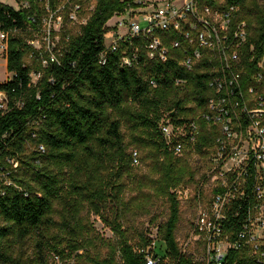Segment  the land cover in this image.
<instances>
[{
    "label": "trees",
    "instance_id": "1",
    "mask_svg": "<svg viewBox=\"0 0 264 264\" xmlns=\"http://www.w3.org/2000/svg\"><path fill=\"white\" fill-rule=\"evenodd\" d=\"M17 1L18 8L0 1V31L8 34L7 69L14 74L0 82V94L5 95L0 101V264H51L55 255L64 259L65 250L53 235L56 228L73 236L67 246L77 252V264H89L86 259L117 264L116 251L123 264H146L142 248H151L163 263L169 259L175 264H203L179 246L180 203L173 190L195 182L200 174L191 155L206 158L209 169L218 133L201 117L212 94L209 56L205 52L191 70L185 68L182 60L191 50L183 47L186 41L178 33L160 34L170 49L167 62L148 55L146 36L121 41L117 50H109L108 21L138 6L135 0H97L92 11L86 7L92 0H73L81 4L87 23L72 30L64 10V24L53 32L59 40L54 48L57 61H52L49 51L35 48L30 40L41 36L44 18L65 0ZM201 1L222 12L237 8L231 26L245 22L248 29L241 50L247 71L243 80L248 83L258 70L264 76V0ZM173 39H181L183 46L172 48ZM136 49L137 61L125 65L123 58L133 56ZM104 52L107 60L101 63ZM32 73L40 74L36 82ZM166 116L177 125L196 121L199 126L197 138L185 141L183 154H176L175 144L168 143L161 131ZM131 148L145 152L150 174H137ZM201 177V184H207L208 172ZM126 178L139 190L129 202ZM155 195L168 200V220L159 228V242L142 238L136 248L122 227L124 217L133 205L146 211ZM57 205L60 221L55 218ZM86 206L121 237L113 254L102 261L79 253L85 245L78 233L85 228L81 214ZM229 227L238 229L234 221Z\"/></svg>",
    "mask_w": 264,
    "mask_h": 264
},
{
    "label": "built area",
    "instance_id": "2",
    "mask_svg": "<svg viewBox=\"0 0 264 264\" xmlns=\"http://www.w3.org/2000/svg\"><path fill=\"white\" fill-rule=\"evenodd\" d=\"M96 1L92 0L94 5L87 11L94 9ZM135 4L138 6L114 15V23L109 22L112 18L108 21L105 41L109 50H117L121 41L146 36L148 55L167 62L170 49L160 34L178 33L186 45L183 46L181 39H173L172 48L183 46L191 50L182 60L185 68L191 70L205 52L213 63L209 79L212 94L207 111L201 115L218 132L209 156L207 181L212 191L204 203H201L202 197L197 198L198 214L189 241L194 239L201 246L203 264H264V76L258 70L248 83L243 80L247 71L241 50L247 41V25L238 22L235 27L231 26L235 6L222 12L201 0H135ZM64 10L69 12L70 23L78 26L76 31L87 23L88 16L81 15V4L65 0L44 18L41 36L30 40L35 48L44 47L49 51L52 61H57L54 48L59 40L53 32L62 28ZM57 20L60 26L55 28L52 23ZM7 41L8 34L0 31V50L5 60ZM138 54L136 49L133 56L123 58V63L132 66ZM106 60L104 52L100 62ZM262 66L261 61L258 67ZM39 78L40 74L32 73L34 82ZM178 83L184 81L178 80ZM4 99L5 95L0 94V101ZM198 130L196 121L177 125L169 116L161 124L165 139L175 144L178 155L183 154L185 141L197 138ZM133 162L139 163L136 150ZM230 221H234L237 230L230 229ZM140 251L146 255V264H163L151 248Z\"/></svg>",
    "mask_w": 264,
    "mask_h": 264
},
{
    "label": "rangeland",
    "instance_id": "3",
    "mask_svg": "<svg viewBox=\"0 0 264 264\" xmlns=\"http://www.w3.org/2000/svg\"><path fill=\"white\" fill-rule=\"evenodd\" d=\"M1 2L12 5L13 7L18 8L19 3L17 0H0ZM94 3L89 2L86 4V7L91 9ZM131 19V17H129ZM144 25V23H142ZM52 25L55 28L60 26L59 21H54ZM69 26L72 30L76 31L78 26L74 23H70ZM6 66V60L4 57V52L0 50V81H6L7 78L12 76V73L8 71ZM2 98V96H1ZM138 150L139 152V163L135 166L137 167V174H150V170L148 169V164L143 159L145 156V152L131 148V151ZM190 162L193 166L200 168V174L197 175L195 182L182 184L177 186L173 191L176 194V198L180 203V218L177 225L176 237L179 243V246L185 254L191 258H193L196 262H202V248L200 245L192 239H190V231L192 225L198 214L199 201L197 200V196L202 192L201 203L206 201L211 194L210 183L201 184L202 182V174L208 172V161L206 158H203L199 155H191ZM126 183L129 184V188L125 193V200L129 202L132 198L138 194V189L136 188L134 183H130L128 178L125 179ZM176 190H180L181 192H177ZM148 191V190H147ZM58 213L55 215L57 221H60V210L61 206L57 205ZM131 207L127 216L124 217V221L122 223V227L126 230V233L130 239L131 244L138 248L143 244L142 238L151 239L153 241L157 240L159 242V228L162 224H164L169 217V202L166 198L160 196H153L151 201L147 202L146 211H139L136 208ZM104 214L108 217H112V213L104 210ZM128 218V219H126ZM81 221L85 228H81L79 231V237L82 238L85 242L83 249L79 251L80 254L84 252L90 253L94 258L102 261L103 259L113 254V249L119 246L121 242V237L115 233L109 226H107L100 216L95 214L89 206H86L84 211L81 214ZM83 227V226H82ZM53 235L57 236V239L61 242L60 249L65 250V258L61 259L59 256L55 255L51 257V264H77L78 260L76 259V254L71 252V248L67 245L72 241L73 236L65 231L60 230V228H56L53 231ZM75 239V238H74ZM27 246L32 247L31 242H27ZM29 250V249H28ZM18 251V250H17ZM114 256L116 258L117 264H123L121 256L118 251L114 252ZM86 263H90L89 260H85ZM163 264H175L169 259L165 260Z\"/></svg>",
    "mask_w": 264,
    "mask_h": 264
},
{
    "label": "crops",
    "instance_id": "4",
    "mask_svg": "<svg viewBox=\"0 0 264 264\" xmlns=\"http://www.w3.org/2000/svg\"><path fill=\"white\" fill-rule=\"evenodd\" d=\"M115 20H116V17H115V18H112V19L109 21L110 24L114 23ZM4 66H5V65H4ZM6 66H7V61H6ZM6 66H5V68H6ZM4 81H5V80H4ZM4 81H0V82H4Z\"/></svg>",
    "mask_w": 264,
    "mask_h": 264
},
{
    "label": "bare ground",
    "instance_id": "5",
    "mask_svg": "<svg viewBox=\"0 0 264 264\" xmlns=\"http://www.w3.org/2000/svg\"><path fill=\"white\" fill-rule=\"evenodd\" d=\"M4 65H5V63H4Z\"/></svg>",
    "mask_w": 264,
    "mask_h": 264
}]
</instances>
